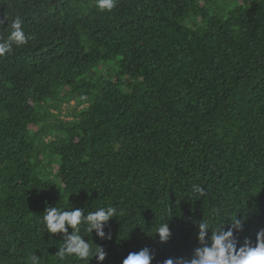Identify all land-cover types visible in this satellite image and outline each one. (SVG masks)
Instances as JSON below:
<instances>
[{"label": "trees", "instance_id": "16d2710c", "mask_svg": "<svg viewBox=\"0 0 264 264\" xmlns=\"http://www.w3.org/2000/svg\"><path fill=\"white\" fill-rule=\"evenodd\" d=\"M95 3L0 0V39L17 16L29 36L0 56V264H86L54 255L64 241L46 231L47 206L117 207L111 239L84 237L104 247L103 264L146 246L153 264L190 257L194 221L215 226L217 212L244 218L240 242L254 241L264 228V0ZM166 220L161 243L152 234Z\"/></svg>", "mask_w": 264, "mask_h": 264}, {"label": "clouds", "instance_id": "9594fccd", "mask_svg": "<svg viewBox=\"0 0 264 264\" xmlns=\"http://www.w3.org/2000/svg\"><path fill=\"white\" fill-rule=\"evenodd\" d=\"M95 6L101 11H111L117 6V0H96ZM3 24L4 20L0 19V25ZM10 29L7 38L0 39V56L10 53L13 44L23 45L29 39L19 16L12 20ZM193 187L197 192H204L199 185ZM117 215L118 209L114 205L98 207L88 212L79 207L66 209L47 206L42 221L48 233L62 234L64 242L54 254L59 260L74 256L89 264V257H95L98 264H103L107 257L104 247L96 244L97 247L93 251L91 242H86L84 237L95 230L99 238L111 239V235L105 232V227L110 219ZM215 215L222 217L221 223L215 226L204 218L194 221L199 246L193 249L190 257H168L160 264H264V228L257 231L254 241L245 238L241 243L238 234L244 230L245 219L238 216L232 218L227 213L217 212ZM152 235H158L159 241L166 243L172 235L168 220L161 223ZM29 259L30 264H37L35 255ZM154 260L155 254L146 246L138 251L129 252L122 260V264H153Z\"/></svg>", "mask_w": 264, "mask_h": 264}, {"label": "rangeland", "instance_id": "374dc122", "mask_svg": "<svg viewBox=\"0 0 264 264\" xmlns=\"http://www.w3.org/2000/svg\"><path fill=\"white\" fill-rule=\"evenodd\" d=\"M74 104V101H72L71 103L69 104H65L64 105V112H68L69 109H71V106Z\"/></svg>", "mask_w": 264, "mask_h": 264}]
</instances>
